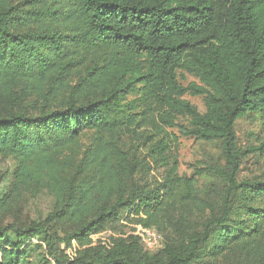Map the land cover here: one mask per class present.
Returning <instances> with one entry per match:
<instances>
[{"label":"trees","instance_id":"1","mask_svg":"<svg viewBox=\"0 0 264 264\" xmlns=\"http://www.w3.org/2000/svg\"><path fill=\"white\" fill-rule=\"evenodd\" d=\"M185 73L195 80L183 85ZM185 95L203 96L205 109ZM0 100L17 108L0 115L13 186L54 198L42 221L0 225V264H28L33 240L54 264H264V180L236 176L264 137L242 150L235 133L237 119L264 115V0H0ZM164 127L220 143L225 165L196 174L223 180L221 204L198 223L205 203L195 175L169 161L178 138ZM86 131L93 140L76 154ZM63 222L58 235L51 226ZM122 222L155 229L161 247L135 233L92 244ZM8 231L15 240L1 244ZM72 242L70 256L60 245Z\"/></svg>","mask_w":264,"mask_h":264},{"label":"rangeland","instance_id":"2","mask_svg":"<svg viewBox=\"0 0 264 264\" xmlns=\"http://www.w3.org/2000/svg\"><path fill=\"white\" fill-rule=\"evenodd\" d=\"M185 79H180L183 85L189 81L195 80L190 74H184ZM196 108L202 112L205 109L203 96L185 95ZM17 109L12 103H6L0 100V115L5 114L9 109ZM31 112L27 107H19ZM179 125L186 124V120L179 118ZM166 133L177 136L178 140L175 144H171L169 161L174 157L177 159V173L182 176L195 175L196 189L198 196L204 201L202 212L196 214L194 222H200L211 211H218L221 204V195L224 188L223 180L215 174L204 172L201 175L196 173L204 169L206 166L225 165L224 158L221 153V146L218 141H201L193 137L182 136L178 127L163 128ZM235 133L237 138V147L246 150L255 147L264 137V115L261 113H251L235 121ZM94 134L92 132H84L78 139L77 145L74 147L76 154H80L89 143L92 142ZM124 149L134 147L131 140L127 136H121ZM136 155L142 157L145 154L144 148L141 146L136 148ZM167 161V163L169 162ZM16 161L11 157H0V198L3 194L8 195L11 199L6 210L0 213V225L7 224H26L29 221L39 222L52 210L54 206L53 196L45 189H37L36 187L13 186V173ZM166 166H160L155 170V174H163ZM237 179L258 178L264 180V152H245L240 158ZM70 225L56 223L51 229L56 231L58 235H62ZM136 224L129 222L114 223L106 227L101 232L90 235L92 244L108 247L114 238L125 237L128 234L135 233ZM15 240L14 234L7 232L1 244H9ZM73 243V242H72ZM30 247V256L28 264H54L53 258L47 255L46 244L40 240H33ZM60 249L64 250L68 255H73V250L80 249L77 244L73 243L70 247L60 245ZM228 260L236 263H242V254L228 256Z\"/></svg>","mask_w":264,"mask_h":264},{"label":"built area","instance_id":"3","mask_svg":"<svg viewBox=\"0 0 264 264\" xmlns=\"http://www.w3.org/2000/svg\"><path fill=\"white\" fill-rule=\"evenodd\" d=\"M135 234L146 249L155 250L162 245V235L155 229L138 226Z\"/></svg>","mask_w":264,"mask_h":264}]
</instances>
